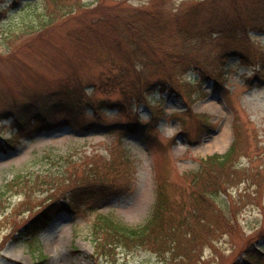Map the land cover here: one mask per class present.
<instances>
[{"label": "rangeland", "instance_id": "1", "mask_svg": "<svg viewBox=\"0 0 264 264\" xmlns=\"http://www.w3.org/2000/svg\"><path fill=\"white\" fill-rule=\"evenodd\" d=\"M85 1L75 14L30 33L18 30L27 4L2 15L0 113L57 90L86 88L95 105L108 104L103 122L136 126L131 132L88 136L69 129L13 136L16 149L0 154V190L16 174L58 167L52 160L59 155L79 157L77 175L94 172L100 186L77 213L62 214L29 242L14 237L36 212L35 201L22 205L20 196L4 199L0 264H36L42 258L46 264H95L97 215L141 227L155 215L158 189L168 206L163 227L129 250L119 248L118 264H163L159 255L174 246L181 254L192 231L189 212H202L193 206L201 203V192L213 197L229 221L213 234L214 247L200 252V264L237 259L264 264V35L235 40L208 31L206 20L218 2L207 9V0ZM11 3L7 0L6 8ZM221 3L226 16L234 15L228 0ZM160 17L164 29L155 40L149 44L135 37L134 23ZM127 38L139 41L135 58ZM2 117L0 131L9 138L13 121ZM234 140L227 160L207 170L203 159L224 155ZM67 185L59 178L53 187L58 195ZM44 187L34 193L37 201L52 193Z\"/></svg>", "mask_w": 264, "mask_h": 264}, {"label": "trees", "instance_id": "2", "mask_svg": "<svg viewBox=\"0 0 264 264\" xmlns=\"http://www.w3.org/2000/svg\"><path fill=\"white\" fill-rule=\"evenodd\" d=\"M209 1L210 3L206 5L207 9L215 6L217 2L219 5L218 9L215 6L214 14L211 18L206 20L208 21V30L218 31L237 40L240 37L246 39L252 32L264 34V0H228L233 6L234 12V15L230 17L223 13L225 7L221 2L226 0H207V2ZM23 2V0H15L14 4L17 6ZM26 3L28 9L24 10L20 15L18 23L20 27L18 30H26L28 32L33 30L41 31L59 20L75 14L85 5L83 0H27ZM30 5L33 7L31 10ZM3 8L0 5V16L4 13L2 11ZM201 10L203 11L204 8H194L191 11L200 12ZM217 11L219 13H215ZM160 18L161 20L148 19L147 22L139 21L136 24L134 23L135 37L144 41V43L155 40L158 37L157 31L164 29V26L159 27V23L163 21V17ZM137 20L138 17L135 18L134 22ZM126 43L131 45V56L135 58V54H138L137 46L139 41L127 38ZM114 45L119 46V43L114 42ZM260 80L264 82L261 77ZM91 96L92 94L85 88H79L74 92L62 89L51 92L31 103L12 105L8 110L0 113V117H12L14 126H17L20 131H28L30 129L50 131L59 128H69L79 135H87L115 129L124 131V128L130 131L135 127L131 123L106 124L103 122V113L107 111L106 106L108 104L105 101H100L98 105H95ZM113 107L119 112V105H113ZM153 113H155L154 110H152ZM86 115L93 116V118L86 120L84 119ZM154 117L155 114L151 120ZM203 117L206 118L207 115H203ZM12 144V140L3 139L0 132V151H3L5 146H12ZM229 155V153L222 156L214 155L203 160V162L204 165L213 167L215 162H219L218 160L222 161L225 158L223 161L225 162ZM54 158L55 160H52L54 164L57 160L59 161L58 167L50 164L42 173H30L26 177L16 174L15 178L1 190L2 198L9 197L10 194H18L23 200L21 204L35 201L31 209L34 210L37 207L36 212L23 226V229L20 230L19 236L14 237L17 240L20 238L33 239L63 212H77L76 207L91 199L97 186H100L97 178L93 176L94 172L93 174L86 172L81 177L77 175L74 165L81 161L79 157L59 155ZM59 178H64L68 185L65 189H58L57 195V188L53 186L58 184ZM44 184L50 186L52 193L48 195L47 199L37 201V197L34 198V193L39 191V189L44 191L41 190V188H45ZM49 188H46L47 192L50 191ZM158 192L155 205L156 215L146 226L132 228L110 216L99 215L97 217L92 228L93 258L96 263L116 264L118 247L132 248L137 244H141L155 228L163 227L164 220L161 215L166 206V201L159 189ZM193 206L194 208H199L202 212L201 214L189 212V218L186 223L192 228L191 235L188 239L187 235H185L187 242L182 245L181 254H177L180 251V247L176 246L172 247L169 253L161 254L164 256L166 264H171L170 258H172L174 264H200V252L207 246L214 247L213 234L223 230L229 221L222 209L214 207L213 197L207 193L201 192V203L195 202ZM171 230L178 232V228H170L169 232ZM163 237L167 239L169 234L166 233ZM99 260H102V262L99 263ZM39 264H45L44 260H41Z\"/></svg>", "mask_w": 264, "mask_h": 264}, {"label": "bare ground", "instance_id": "3", "mask_svg": "<svg viewBox=\"0 0 264 264\" xmlns=\"http://www.w3.org/2000/svg\"><path fill=\"white\" fill-rule=\"evenodd\" d=\"M212 107H214L213 105H211Z\"/></svg>", "mask_w": 264, "mask_h": 264}]
</instances>
